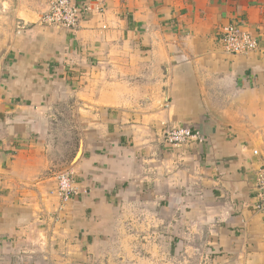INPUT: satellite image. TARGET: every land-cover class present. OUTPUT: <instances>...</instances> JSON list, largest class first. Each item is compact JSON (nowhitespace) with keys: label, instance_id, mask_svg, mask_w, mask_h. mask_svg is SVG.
<instances>
[{"label":"crops","instance_id":"obj_1","mask_svg":"<svg viewBox=\"0 0 264 264\" xmlns=\"http://www.w3.org/2000/svg\"><path fill=\"white\" fill-rule=\"evenodd\" d=\"M49 10L0 0V264H264V0H108L75 30ZM229 24L258 47L226 51Z\"/></svg>","mask_w":264,"mask_h":264},{"label":"built area","instance_id":"obj_2","mask_svg":"<svg viewBox=\"0 0 264 264\" xmlns=\"http://www.w3.org/2000/svg\"><path fill=\"white\" fill-rule=\"evenodd\" d=\"M108 0H89L83 6L76 4L74 0H49L50 10L45 14L41 22L47 25H56L66 29H78L85 16L103 14ZM105 27V26H104ZM220 41L226 51L234 54H248L258 47L256 36L240 25H227L221 35ZM166 140L175 145L199 139L201 133L188 128L167 130ZM59 193L64 202L70 199L76 192L72 174L69 171L58 175ZM259 200L256 207L264 210V166L258 172Z\"/></svg>","mask_w":264,"mask_h":264},{"label":"rangeland","instance_id":"obj_3","mask_svg":"<svg viewBox=\"0 0 264 264\" xmlns=\"http://www.w3.org/2000/svg\"><path fill=\"white\" fill-rule=\"evenodd\" d=\"M64 172V171H63ZM148 236L143 233L141 234L139 237L137 238H133V239H147ZM166 240V239H165ZM111 255L113 256L112 259H104V260H99L98 262H96V264H135L136 261L134 259V255H135V249H132V250H119V248H112L111 250ZM130 251V252H129ZM139 252L142 251V257L144 258L143 259V262L141 263V261L137 262L138 264H150V261L147 260L146 257H150L151 256V253L150 252V249L148 248H143L142 250H138ZM164 251L165 250H162L161 252L164 254ZM120 252H127V258H125L124 254L123 255H120ZM162 264V263H160Z\"/></svg>","mask_w":264,"mask_h":264},{"label":"water","instance_id":"obj_4","mask_svg":"<svg viewBox=\"0 0 264 264\" xmlns=\"http://www.w3.org/2000/svg\"><path fill=\"white\" fill-rule=\"evenodd\" d=\"M10 40L7 42L6 45H4L2 47V49L0 50V74H1V68H2V60L4 59L7 51H8V48H9V45H10ZM167 95V93H166ZM81 150H82V140H80V148L78 150V153L76 154V157L73 159V162H75L77 160V158L80 156L81 154Z\"/></svg>","mask_w":264,"mask_h":264}]
</instances>
